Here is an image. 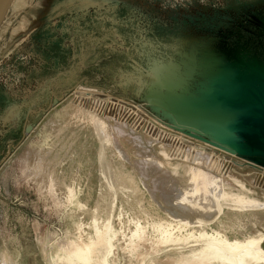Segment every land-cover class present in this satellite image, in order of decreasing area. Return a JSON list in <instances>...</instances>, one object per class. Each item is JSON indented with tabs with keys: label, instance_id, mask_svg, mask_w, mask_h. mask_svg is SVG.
Segmentation results:
<instances>
[{
	"label": "rangeland",
	"instance_id": "obj_1",
	"mask_svg": "<svg viewBox=\"0 0 264 264\" xmlns=\"http://www.w3.org/2000/svg\"><path fill=\"white\" fill-rule=\"evenodd\" d=\"M158 67L163 75L153 77ZM227 71L264 84V0H13L0 27V264H48V254L52 264L70 258L93 264L94 255L106 264L187 260L168 252H190L199 243L156 246L153 235L133 234L128 223L108 248L106 231H92L77 204L91 208L98 198V124L109 141L107 179L117 182V168L131 174L160 216L181 191L187 169L206 159L185 164L186 148L174 138L132 111L74 92L109 95L169 129L219 141L199 117L217 104L207 96L238 88ZM150 91L162 98L157 110ZM164 113L179 123L169 126ZM219 166L231 193L264 203V185L252 170L237 166L229 173ZM226 215L219 220L227 224ZM245 229L255 234L250 223Z\"/></svg>",
	"mask_w": 264,
	"mask_h": 264
},
{
	"label": "bare ground",
	"instance_id": "obj_2",
	"mask_svg": "<svg viewBox=\"0 0 264 264\" xmlns=\"http://www.w3.org/2000/svg\"><path fill=\"white\" fill-rule=\"evenodd\" d=\"M188 62L190 63V61ZM162 67L157 68L158 73L154 74L153 77L163 75L161 70H164V68L162 69ZM173 74L175 75V73ZM183 75L185 76V74ZM161 82L163 83H160V85L163 84L165 86V81L163 80ZM232 85H227L226 89L220 90L221 93L223 92L226 95L232 93L237 87V84ZM74 93L78 99H96L122 107L129 112L132 111L139 118H142L147 125L166 136L174 138L180 145L185 147L186 155H181L180 157L182 159L181 161L185 164H192L194 166L201 158L206 159V163L203 166L197 164L196 170L193 167L187 169L184 185L182 187L178 185L181 191H179L175 199L171 200L170 205L168 204L165 207V216H160L157 212L150 211L153 210L154 205L144 200L131 174H124L122 169L117 168L115 169L118 172L116 176L117 182L114 183L109 178L107 179L104 169L109 172L111 170V168L107 167L108 164L105 160V152L109 141L103 128L99 124L96 125L97 135L100 141L98 151L100 164L98 198L91 208H89L87 202L77 204V208L81 209L83 213L89 214V218L93 222V224L91 223L92 231L94 230V232L99 234L106 231L104 232V237H106V240L108 239V248H112V237L121 235L125 229V225L128 223L133 224V234L153 235L156 239V246L159 244L176 245L178 243H188L190 240L199 243L200 246L198 248L192 247L190 252H184L185 249L183 248L176 250V252H168L178 254L177 257L179 260L175 259L177 261H181L180 256H186L187 260H184L182 264H264V203L251 199L244 194L231 193L220 178L221 169L219 165L220 163L223 164L229 173L234 167L245 166L257 175V181L262 186L264 185V166L238 157L236 154L228 151L224 146H221L219 144L220 141L216 139L218 142H215L212 138L213 141L209 139L207 141L202 138L205 135L200 133L185 134L174 129H169L152 120L139 108L131 107V105L109 95L95 91H76ZM150 93L156 96L153 100V108L157 110L163 103L160 101L161 97L156 92L150 91ZM165 93H167V90ZM169 97L167 98L168 100L171 99ZM163 100L165 99L163 98ZM149 103L152 106V103ZM223 105H226V102ZM163 109L161 108V110ZM165 115L170 116V118L168 117L169 123L173 124L169 126L172 127L175 126L174 124L179 123L172 116L173 114L166 113ZM162 153L165 154L163 151ZM67 192H70V190L68 189ZM139 194L141 198H139ZM129 195L136 200L133 204L128 200ZM72 198L73 191L68 196L70 201ZM107 200L109 202H106ZM145 203L148 207H146ZM224 210L227 211V224L219 220ZM217 223H219L218 226H216ZM249 223L255 230L254 235H246L247 230L245 227ZM213 224H215V227H210ZM106 225L109 226L108 229L105 227ZM117 225L118 230H116ZM230 232L236 233L237 237L230 238L228 235ZM47 257L48 264H52L49 254ZM56 257L58 256L56 255ZM155 257H158V255L151 258ZM89 259L92 260V258ZM8 262L3 261L2 264L16 263L13 260H9ZM61 263L72 264V259L70 258L68 261L64 259ZM92 263L106 264V261L102 257L98 258L94 255ZM140 263L151 264L148 260H141ZM86 264L89 263L86 262Z\"/></svg>",
	"mask_w": 264,
	"mask_h": 264
},
{
	"label": "water",
	"instance_id": "obj_3",
	"mask_svg": "<svg viewBox=\"0 0 264 264\" xmlns=\"http://www.w3.org/2000/svg\"><path fill=\"white\" fill-rule=\"evenodd\" d=\"M12 1L0 0V27ZM227 75L236 77L238 88L228 95L207 96L208 101L217 104L203 111L199 117L201 127L217 134L219 144L228 151L264 166V84L246 74L234 75L227 71ZM220 101L227 104L218 105ZM204 137V140H212L210 136Z\"/></svg>",
	"mask_w": 264,
	"mask_h": 264
}]
</instances>
